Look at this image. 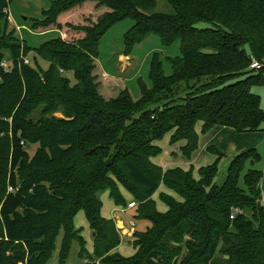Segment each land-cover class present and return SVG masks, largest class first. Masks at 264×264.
I'll return each mask as SVG.
<instances>
[{
	"label": "trees",
	"instance_id": "16d2710c",
	"mask_svg": "<svg viewBox=\"0 0 264 264\" xmlns=\"http://www.w3.org/2000/svg\"><path fill=\"white\" fill-rule=\"evenodd\" d=\"M11 1L0 0V97L20 77L22 90L11 128V190L0 196V264H45L57 250L60 230L59 264L67 261L73 241L82 264H264V206L255 203L263 174L249 169L245 189L238 185L245 160H259L254 151L235 156L219 186L215 165L202 168L197 182L180 168L163 171L151 161L161 152L155 142L168 132L173 142H185V151L194 150L196 123L203 132L261 130L264 112L250 85L264 83V0H164L168 13L154 11L155 0H54L32 28L61 31L67 40L54 38L37 48L8 31ZM125 19L132 21L125 54L151 36L180 49L179 56L166 58L168 76L159 54L151 55L149 85L137 79L136 98L121 82L108 83L96 64L102 36ZM34 51L48 68L18 69L17 60ZM7 58L14 63L9 70L3 66ZM252 61L261 68L249 69ZM33 62L38 64L36 57ZM59 69L75 83L69 86ZM40 106L43 115L28 131ZM56 110L61 118L44 117ZM30 145H37L31 158L25 150ZM16 170L25 177L17 179ZM162 182L181 200L165 196L166 214L152 199ZM119 185L132 194L137 220L150 224L134 234L137 253L131 258L116 251L121 236L100 214L106 189L123 204ZM79 211L94 233V257L73 226ZM16 246L21 253L11 250Z\"/></svg>",
	"mask_w": 264,
	"mask_h": 264
},
{
	"label": "rangeland",
	"instance_id": "374dc122",
	"mask_svg": "<svg viewBox=\"0 0 264 264\" xmlns=\"http://www.w3.org/2000/svg\"><path fill=\"white\" fill-rule=\"evenodd\" d=\"M30 7L32 9L24 10L19 4H11L9 7V16H8V28L10 31H17L15 33L20 34L21 39L29 46L33 48H37L39 44L46 42L49 39L61 37L65 40L67 38L62 36V32L55 29H47L43 31L33 30L29 24V19L24 21L22 18H28L30 16L29 12H35V14H41V11L44 9H49L48 3L53 0H29ZM156 1V12L160 13H168L170 11L169 6L166 4L164 0H155ZM18 3V2H17ZM36 17V15H35ZM23 20V21H22ZM22 28H19L21 27ZM132 21L125 19L118 24L112 26L108 29L100 43L98 45V57L96 59L97 66L101 69L102 73L108 77V83H112L113 85L116 82H121L123 86H126L131 95L136 98L138 94L137 88V79H142L146 84L149 85L148 80V67L151 59V55L153 53H158L162 63H163V71L166 76L171 73L170 65L167 62V57H176L180 55L179 44H172L171 46H165L160 42L158 37L151 36L146 38L134 45L129 55L125 54L123 39L127 31L131 28ZM197 26L205 27V24H199ZM18 42L22 43L20 38ZM4 54L8 57L7 52ZM130 56V57H129ZM251 56V55H249ZM36 57L37 63L34 64L33 58ZM128 57V58H127ZM27 61V63H26ZM17 67H27L35 71L36 73H40L39 71L46 70L48 68V64L39 57L36 51L30 52L27 56H22L17 60ZM5 69L9 70L14 66V63L7 58L6 62L3 63ZM264 71V68H262ZM59 73L62 75L63 79L68 80L69 86L75 83L73 76L70 72H66L62 69H59ZM264 77V73H263ZM15 82L1 97H0V196L3 192H9L11 188L7 186V182L9 176L11 174L10 167V149H11V128L13 125V115L15 104L17 103V99L19 98L22 90V81L20 80ZM108 85L106 82H104ZM250 92L260 99V109L264 112V83L257 84L252 83L250 85ZM183 98L182 96H178ZM47 101V100H46ZM44 108L40 106L29 118V122L27 125L28 131H33L38 125V121L43 115ZM44 117L53 116L55 118H61V110H56L54 114H44ZM235 131V130H234ZM237 135L232 136L234 144L231 143V139L224 138L223 144L225 148L221 152L222 157L218 159L217 155L212 152H208L206 149L202 148L203 140L201 137L197 138L196 148L192 151H185V142L177 141L173 142L171 140L172 133L168 132L163 135V137L158 141V147L160 148V154L155 158V163L162 168L166 164H170L176 162L179 168L185 172H188L192 175L195 181H199L200 179V170L202 168L208 167L210 165H215L216 167V175L214 178V182L219 186L222 185L225 177L227 175L228 163L232 160L235 155L238 153H247L250 154L254 151L255 154L258 155L259 160L256 162L251 158H247L244 162L243 169L238 179V185L240 188L245 189L244 185V175L247 173L249 169L259 170L264 177V123L262 125L261 130L250 133H238L235 131ZM88 145H84L82 150L83 153L87 151ZM37 149V145H30L25 148L28 153L29 158H31ZM226 150V151H224ZM82 153V154H83ZM81 158V157H80ZM17 179H23L25 177V172L15 171L14 172ZM264 187V179L262 181ZM118 191L122 197L123 204L116 203L109 195V190H104L100 195L101 209L100 214L101 217L105 220L114 221L118 218L119 221L128 225L133 221L132 216V208L129 206L130 203L134 202L132 194L128 189L119 185ZM165 196L171 197L174 201L180 202L179 195L168 186H166L163 182L160 184L157 191L153 194L152 199L155 203V208L157 212L161 214H166L168 212V206L164 202L163 198ZM258 204V201H255ZM134 204V203H133ZM137 206V205H136ZM81 213V214H80ZM238 213L237 211H233L231 216L234 217ZM247 218H251V214L249 212L244 213ZM136 219V218H135ZM135 223V232H131L130 229L122 226L119 222V231H121V235L127 238L132 237V241L134 242V234L135 233H144L143 228L139 227L140 220ZM74 229L79 233L84 241L85 250L89 256H93V236L92 232L87 224L85 215L83 211H79L75 214L73 220ZM117 229V228H116ZM117 230V231H118ZM134 233V234H133ZM124 234V235H123ZM1 235V233H0ZM131 236V237H130ZM62 237V230L58 236H56L54 244L57 247V250L54 252L53 256L45 263V264H59L58 263V250L60 247V241ZM13 252L21 253V247H14L11 249ZM117 252L120 256L124 258H131L135 256L137 253V249L132 244L127 243V239L121 238L120 244L117 248ZM79 246L76 241H73L70 246L68 259L65 264H82L85 259H79ZM56 256V257H55ZM94 258H88V260H93ZM84 260V261H83Z\"/></svg>",
	"mask_w": 264,
	"mask_h": 264
},
{
	"label": "crops",
	"instance_id": "0c3cea01",
	"mask_svg": "<svg viewBox=\"0 0 264 264\" xmlns=\"http://www.w3.org/2000/svg\"><path fill=\"white\" fill-rule=\"evenodd\" d=\"M54 1V0H53ZM18 2V3H17ZM11 4H19V6L22 8V9H26V10H30V9H32L31 7H30V1L29 0H12L11 2H10V4H8V7L6 8V10H5V12L7 13V15L9 16V7H10V5ZM50 4H51V1L48 3V5L50 6ZM49 6H46V7H49ZM48 9V8H47ZM44 11H46V9L44 10H42L41 11V14L39 13V14H35V12H29L30 13V16H28V18H22L24 21H26L27 19H29V24H30V26H31V28H32V25L34 24V22L35 21H37V20H41L42 19V13L44 12ZM35 15H36V17H35ZM22 20V21H23ZM8 21H9V19H8ZM19 28H22V26L21 27H19ZM8 31H10L9 30V28H8ZM15 32H17V31H15L14 30V36L17 38L18 37V39L20 38V40H22L21 39V36H20V34L19 35H17L18 33H15ZM56 38V37H55ZM57 38H61L60 36L59 37H57ZM52 39H54V38H52ZM49 40H51V39H49ZM48 41V40H47ZM44 43V42H43ZM40 45V44H39ZM130 57V56H129ZM128 58V57H127ZM33 60V59H32ZM195 131H196V133H197V135H198V137H201V139L203 140V145H202V148H204V149H206L208 152H211V151H209L210 149H215V150H219L220 152H221V149L223 150L224 148H225V146H224V144H223V139L224 138H227V139H231V143H235L232 139H233V137L232 136H235V135H237L236 133H235V131L232 129V128H227V127H215V128H213V129H211L210 131H207V132H203L202 131V128H201V123H196V125H195ZM182 142H184V141H182ZM155 145L156 146H158V141L157 142H155ZM224 151H226V150H224ZM240 153H238L237 155H239ZM237 155H235V156H237ZM157 157V156H156ZM155 157V158H156ZM155 158H151V161H152V163H154L156 166H158L156 163H155ZM231 161V160H230ZM229 161V162H230ZM229 164V163H228ZM179 166L180 165H178L176 162H173V163H170V164H166V165H164L161 169L163 170V171H166V170H169V169H174V168H179ZM159 167V166H158ZM110 196V195H109ZM134 203V202H133ZM130 204H132V203H130ZM129 204V205H130ZM136 208H137V206H136ZM136 208L135 209H132V211H133V213H132V216L134 217L133 218V221L134 222H138L137 221V218H136ZM81 214V213H80ZM136 218V219H135ZM114 224H115V227L117 228V230L119 229L118 227H119V222H120V224L122 225V226H124V227H126V228H128V229H130L131 230V232H135V228H136V226H135V223L134 222H132V223H130L129 224V226L128 225H125V223H123L122 221H119L118 220V218H116L114 221ZM88 224V223H87ZM89 226V225H88ZM139 227H141V228H143V230L144 231H146L149 227H150V224L148 223V222H146V221H141V222H139ZM92 232V231H91ZM118 232H119V234H120V236H121V238H123V239H127V243L128 244H132L133 243V241H132V237L131 238H127V237H125V236H122L121 235V231H119L118 230ZM134 234V233H133ZM124 235V234H123ZM92 236H93V239H94V235H93V232H92ZM117 251V250H116ZM56 257V256H55ZM84 263V262H83Z\"/></svg>",
	"mask_w": 264,
	"mask_h": 264
},
{
	"label": "built area",
	"instance_id": "2783aa9c",
	"mask_svg": "<svg viewBox=\"0 0 264 264\" xmlns=\"http://www.w3.org/2000/svg\"><path fill=\"white\" fill-rule=\"evenodd\" d=\"M26 63H27V61H26ZM260 68H261V65L259 63H257L256 61H252L251 65L249 67V69H252V70H259ZM259 188H260V198L257 201H258V203L260 205L264 206V189H263V185L260 184ZM129 206L134 208V207H136V204L132 203ZM230 219H233V216H230Z\"/></svg>",
	"mask_w": 264,
	"mask_h": 264
},
{
	"label": "water",
	"instance_id": "95a60500",
	"mask_svg": "<svg viewBox=\"0 0 264 264\" xmlns=\"http://www.w3.org/2000/svg\"><path fill=\"white\" fill-rule=\"evenodd\" d=\"M93 235H94V233H93Z\"/></svg>",
	"mask_w": 264,
	"mask_h": 264
}]
</instances>
